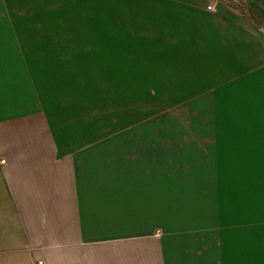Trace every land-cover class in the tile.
I'll list each match as a JSON object with an SVG mask.
<instances>
[{
    "label": "rangeland",
    "instance_id": "374dc122",
    "mask_svg": "<svg viewBox=\"0 0 264 264\" xmlns=\"http://www.w3.org/2000/svg\"><path fill=\"white\" fill-rule=\"evenodd\" d=\"M247 1L34 0L45 27L22 8L3 27L21 63L0 83L33 101L52 152L34 170L0 139L16 195L37 199L20 207L40 264H264V39L230 26L264 10Z\"/></svg>",
    "mask_w": 264,
    "mask_h": 264
},
{
    "label": "crops",
    "instance_id": "0c3cea01",
    "mask_svg": "<svg viewBox=\"0 0 264 264\" xmlns=\"http://www.w3.org/2000/svg\"><path fill=\"white\" fill-rule=\"evenodd\" d=\"M246 4L249 5V0L246 2ZM144 7H146V5ZM21 8L22 10L36 9L38 11H41L43 16L41 20H43L44 27V17L46 16V18H50L49 2L35 4L34 0H23L22 3H20L19 0H0V76H3L4 74H9L11 72L13 73L21 63L18 55L11 47L10 48L12 50H1L4 45L3 27H12L15 26L14 24L20 23L21 18L19 19V13L17 12ZM138 8H140L139 5L137 6V9ZM129 9H131L129 4H124L123 10L126 11ZM219 9L220 14H224L225 16L227 14H230L228 13L227 8H224V11H221V8ZM106 10L107 17L109 20H112L114 22H121V18L122 16H124V14L120 13L119 8H115V6H110ZM249 11H251V21H248L243 15H241V13L238 12L233 18L234 21L230 24V26L234 25V27L232 28H235V32H238L240 35L244 31L248 35H254L255 37L257 36L261 41H263L264 10L261 9L257 10V12H252V10L249 8ZM45 12L47 13L46 15ZM38 17V21H40V14H38ZM175 20H177L179 25V19L175 18ZM175 20L173 18L171 20V34L172 37H174V41L176 40V38L179 37V35H181L182 40L185 37V42L181 41L180 44L184 45L185 43H187L186 45L189 46V36L190 38L192 37L189 30L191 26L185 31V28H182L185 26L176 25ZM47 21L49 22V20ZM224 21L225 24L228 20L226 19ZM193 23L194 22L192 21H188L187 25L189 26V24ZM224 24L222 27L227 26ZM151 26L152 25H148L150 29ZM177 26L178 28H180L176 29L179 35L174 30V28ZM155 27L156 25L153 27V30L155 29ZM259 28H261V30ZM191 43H194L193 38H191ZM215 50L220 51L221 48L216 47L213 49V51ZM181 51H185V48L183 46L181 48ZM182 56L183 55H181V57ZM113 57H115L114 54ZM117 57L122 56L117 55ZM188 57L190 58L189 55ZM36 58L38 59V57ZM161 58L163 57L161 56ZM178 58V54L176 56L175 52H172L171 59L173 64V60H176ZM206 64L208 66L211 65H209V63ZM203 66V61L196 62L193 67L192 62L189 61L187 65L188 68L185 67V65L183 67L187 68L188 70L191 68H195L194 70H196L201 69ZM215 66H217V63H215ZM215 74L220 73L215 72ZM18 91V87L4 88V86L0 83V122L5 121V125L7 127H0V139H5L8 136H13L18 145L16 147H11V149L16 148L17 151L21 152L22 155L26 156V158H24L25 161L23 162V164H25L26 166L28 165V167L30 168L33 167L34 170H49L51 168L52 152L47 142L46 146H44L45 126L42 122V116L37 112V110L33 109L35 106L29 104V101H31L30 99L18 97ZM31 103H33V101H31ZM34 135L38 139V145L42 146H38L35 144V147L32 148V152L30 153V155H26L25 151L28 149V147H26L25 144L27 143L29 138H32ZM31 145H33V142L31 143ZM1 151L2 148L0 147V264H40V259L35 253L36 249L31 245L30 242L31 230L29 229L25 214L20 207V203L23 202V200L24 202H33L37 199L35 198L33 200H29L27 196L16 195L12 185L9 182L10 180L8 179V175L5 173V170L9 168L3 166V153H1Z\"/></svg>",
    "mask_w": 264,
    "mask_h": 264
}]
</instances>
